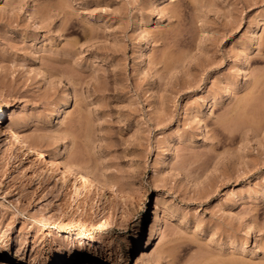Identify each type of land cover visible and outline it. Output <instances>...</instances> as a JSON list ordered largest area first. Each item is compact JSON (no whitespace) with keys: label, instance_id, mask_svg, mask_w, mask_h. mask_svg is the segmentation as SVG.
Returning <instances> with one entry per match:
<instances>
[{"label":"rangeland","instance_id":"obj_1","mask_svg":"<svg viewBox=\"0 0 264 264\" xmlns=\"http://www.w3.org/2000/svg\"><path fill=\"white\" fill-rule=\"evenodd\" d=\"M0 99L11 264H264V0H0Z\"/></svg>","mask_w":264,"mask_h":264},{"label":"bare ground","instance_id":"obj_2","mask_svg":"<svg viewBox=\"0 0 264 264\" xmlns=\"http://www.w3.org/2000/svg\"><path fill=\"white\" fill-rule=\"evenodd\" d=\"M73 103V101H72V99H71V97L70 98H68L67 100H66V102H65V106H68V105H70V104H72ZM209 106H210V104H209ZM8 108H9V105L8 104H6V103H4V102H2V100L0 99V123H2V118H4L3 116L6 114V112H8ZM6 133L7 134H11L13 137H14V139L15 140H17V142H18V144L20 145V150L22 151V152H25V153H28V154H31L32 156H34V157H36L37 159H39V160H45L46 161V163H47V166H46V168L48 169V170H50V169H54V168H60V165H61V162H59V160H48L47 159V157H48V153L46 152V151H44V150H42L41 148H37V147H35L34 146V144L33 143H30V142H28V141H25V140H21L20 139V136H19V134H18V132L17 131H15V130H6ZM7 148H9L8 150H11V148H10V146L9 147H7ZM63 151V150H62ZM60 154V153H59ZM16 157L12 160V165H15L16 163H17V161H16ZM65 174H70V173H72V170H71V168H66L65 169V172H64ZM40 178V177H39ZM84 179H83V187L84 188H89L88 187V183H89V181H88V179L86 178V177H83ZM42 180H43V178H42ZM41 183H45V185L47 184V183H50V180L49 179H47V178H45L44 179V181H42ZM90 184V183H89ZM91 185V184H90ZM89 185V186H90ZM84 188H83V190H84ZM79 190L78 188H75V192L77 193V194H81L82 192H84V191H86V190ZM87 192V191H86ZM85 192V193H86ZM83 194V193H82ZM262 198H264V192H263V194H262V196H261ZM147 213V212H146ZM146 213L143 215V217H146ZM39 219V218H38ZM43 219V218H42ZM46 219V218H45ZM40 220L41 222L40 223H42V222H44V223H50L51 222V219H47V220ZM53 221V220H52ZM55 221V220H54ZM154 222H153V224H152V226H151V231L149 232V233H151L150 234V236H151V240H156V241H158L160 238H161V236H162V229H163V225H164V218L162 217V216H160V215H158L157 217H156V219L155 220H153ZM58 221H56V222H52V223H57ZM73 222H76V221H73ZM87 221H84L83 223H81V221L79 222V223H81V224H78V222L77 223H70V225L69 226H66L65 224H61V223H59V225H57L59 228H60V231L61 230H64V229H66V227H67V229L68 228H73V229H75V228H77L78 226H80V225H83V227H84V229H85V227H86V225H87V223H86ZM57 223V224H58ZM63 223V222H62ZM90 224L89 225H91L92 224V222H89ZM94 223V222H93ZM68 224V223H67ZM95 224V223H94ZM56 226V225H55ZM88 226V225H87ZM93 226V225H92ZM97 227H101V224L100 223H98V225H97ZM79 228V227H78ZM70 229V230H71ZM86 229H87V227H86ZM86 233L87 232H78V234H79V238H81V239H83V238H87L88 236L86 235ZM143 234H144V226H141L140 227V229H139V231H137V233H134V235L133 236H130V238L128 239V248L127 249H129V250H136V249H138V247L142 244V236H143ZM240 248H242L241 246H240ZM244 249V248H243ZM233 256H236V255H234V254H232ZM232 255H231V258L229 259V260H222L223 261V263H221L220 261L218 262V264L219 263H221V264H245L244 262H243V260L241 259V260H239V259H236V257L234 258V257H232ZM230 257V256H229ZM0 259H6V260H8L9 261V264H11V262H12V258L10 257V256H8V255H6L5 253H3V252H0ZM245 261V260H244ZM209 264H212V263H209ZM247 264V263H246ZM249 264V263H248Z\"/></svg>","mask_w":264,"mask_h":264}]
</instances>
